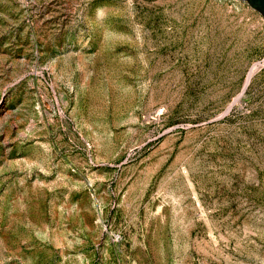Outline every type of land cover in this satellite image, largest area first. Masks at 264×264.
I'll use <instances>...</instances> for the list:
<instances>
[{
	"label": "rangeland",
	"instance_id": "rangeland-1",
	"mask_svg": "<svg viewBox=\"0 0 264 264\" xmlns=\"http://www.w3.org/2000/svg\"><path fill=\"white\" fill-rule=\"evenodd\" d=\"M0 264H264L263 17L0 0Z\"/></svg>",
	"mask_w": 264,
	"mask_h": 264
},
{
	"label": "water",
	"instance_id": "water-1",
	"mask_svg": "<svg viewBox=\"0 0 264 264\" xmlns=\"http://www.w3.org/2000/svg\"><path fill=\"white\" fill-rule=\"evenodd\" d=\"M264 19V0H243Z\"/></svg>",
	"mask_w": 264,
	"mask_h": 264
}]
</instances>
